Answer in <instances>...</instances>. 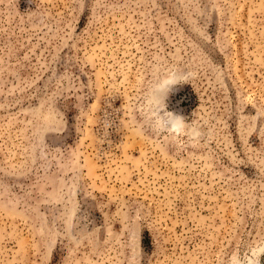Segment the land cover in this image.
<instances>
[{"label": "rangeland", "instance_id": "1", "mask_svg": "<svg viewBox=\"0 0 264 264\" xmlns=\"http://www.w3.org/2000/svg\"><path fill=\"white\" fill-rule=\"evenodd\" d=\"M0 264H264V0H0Z\"/></svg>", "mask_w": 264, "mask_h": 264}, {"label": "clouds", "instance_id": "2", "mask_svg": "<svg viewBox=\"0 0 264 264\" xmlns=\"http://www.w3.org/2000/svg\"><path fill=\"white\" fill-rule=\"evenodd\" d=\"M187 76L174 70L158 74L152 81L142 98L141 116L147 127L161 136L179 137L191 135L195 137L196 129L189 131L185 118L167 110V100L179 84L186 83Z\"/></svg>", "mask_w": 264, "mask_h": 264}]
</instances>
